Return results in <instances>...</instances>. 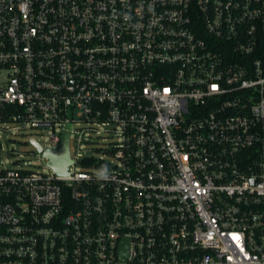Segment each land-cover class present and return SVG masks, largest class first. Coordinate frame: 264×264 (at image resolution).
Segmentation results:
<instances>
[{
  "label": "built area",
  "instance_id": "2783aa9c",
  "mask_svg": "<svg viewBox=\"0 0 264 264\" xmlns=\"http://www.w3.org/2000/svg\"><path fill=\"white\" fill-rule=\"evenodd\" d=\"M9 121L118 138L0 167V264H264V0H0Z\"/></svg>",
  "mask_w": 264,
  "mask_h": 264
},
{
  "label": "rangeland",
  "instance_id": "374dc122",
  "mask_svg": "<svg viewBox=\"0 0 264 264\" xmlns=\"http://www.w3.org/2000/svg\"><path fill=\"white\" fill-rule=\"evenodd\" d=\"M88 126L86 123H81L75 125L72 130L69 141L70 155L76 163L70 168L106 170L107 165L116 162L111 152L118 138L112 130L114 125L104 122L94 125V129L85 128ZM82 128H85L84 132ZM52 135V128L25 127L22 123L15 121L0 124V167H19L51 173L53 169L46 166L48 158L40 154L33 139L42 145L50 144L57 148L59 144L51 141ZM86 157H92V166H87L83 162Z\"/></svg>",
  "mask_w": 264,
  "mask_h": 264
},
{
  "label": "water",
  "instance_id": "95a60500",
  "mask_svg": "<svg viewBox=\"0 0 264 264\" xmlns=\"http://www.w3.org/2000/svg\"><path fill=\"white\" fill-rule=\"evenodd\" d=\"M69 133L70 132L67 131L64 134L60 148L55 149V150L47 149L43 152L44 155L49 157V159L51 160L52 166L55 169V171L63 175H66L69 173L68 168H69V164L72 161L71 155H70ZM33 141L35 142L38 149H41V146L38 144V142H36L35 140Z\"/></svg>",
  "mask_w": 264,
  "mask_h": 264
}]
</instances>
